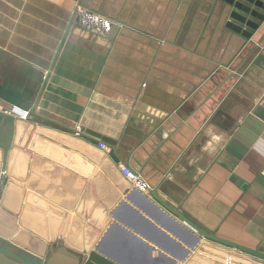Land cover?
I'll list each match as a JSON object with an SVG mask.
<instances>
[{
    "label": "crops",
    "instance_id": "1",
    "mask_svg": "<svg viewBox=\"0 0 264 264\" xmlns=\"http://www.w3.org/2000/svg\"><path fill=\"white\" fill-rule=\"evenodd\" d=\"M76 5L111 19V33L83 31ZM230 11L223 0H0V105L28 112L0 228L38 244L97 238L118 264H212L193 256L201 248L237 259L131 188L122 165L206 232L264 252V21L247 39L227 27Z\"/></svg>",
    "mask_w": 264,
    "mask_h": 264
},
{
    "label": "water",
    "instance_id": "2",
    "mask_svg": "<svg viewBox=\"0 0 264 264\" xmlns=\"http://www.w3.org/2000/svg\"><path fill=\"white\" fill-rule=\"evenodd\" d=\"M223 1L231 9L229 18L232 21L228 23L227 27L250 39L252 31L257 30L259 23L264 21V0ZM260 49H263V46ZM255 62L264 64V56L262 54L258 55ZM32 112L30 111L29 114ZM20 120L22 119L15 115L0 112V191L7 186V165L14 147L17 122ZM73 132L80 135L76 131ZM98 144L103 143L98 142ZM103 145L106 146L105 144ZM231 180L240 187H244L243 183L236 179L235 176H232ZM127 183L133 188L128 181ZM149 194L167 214L172 216L173 219L175 218L174 220L179 226L192 233L196 241L203 239L208 245L228 250L252 262L264 264V252H261L258 248H249L210 234L186 218L178 210L170 207L158 196L155 190H149ZM20 232L26 231L19 228H8L6 233L0 231V264H118L98 253L95 249L98 239L87 247L83 245L76 246V244L66 239L67 236L60 234L54 239L42 241L41 245L36 242V247L35 242L21 241ZM33 244L34 246H32Z\"/></svg>",
    "mask_w": 264,
    "mask_h": 264
},
{
    "label": "built area",
    "instance_id": "3",
    "mask_svg": "<svg viewBox=\"0 0 264 264\" xmlns=\"http://www.w3.org/2000/svg\"><path fill=\"white\" fill-rule=\"evenodd\" d=\"M75 19L80 26V28L87 32L92 34L93 36H96L98 38H104L107 37L113 27H114V22L109 19L108 17H105L103 15H100L88 8H85L81 5H76L75 8ZM16 106H12L10 108H4L2 105H0V112L6 113V114H12L18 117L19 119L26 120L28 116V112L23 111L25 113L24 116H21L16 113ZM77 133H79L80 129H77ZM98 146L101 149H104L105 146L103 144H98ZM120 172L123 175V177L132 185V187L143 194H148L149 193V186L141 179L139 175L131 171L128 167L126 166H119ZM203 240V239H202ZM204 245H208L207 243L204 242ZM199 249V248H198ZM236 255V254H233ZM193 256L202 259L203 261L210 262L212 264H243V261H247L245 264H259L252 262L251 260H248L244 257H241L239 255H236L237 259L235 261L231 257L223 258V257H217L218 255H215L213 253H207L205 250L199 249L194 251ZM186 264H191L190 259L188 263Z\"/></svg>",
    "mask_w": 264,
    "mask_h": 264
},
{
    "label": "bare ground",
    "instance_id": "4",
    "mask_svg": "<svg viewBox=\"0 0 264 264\" xmlns=\"http://www.w3.org/2000/svg\"><path fill=\"white\" fill-rule=\"evenodd\" d=\"M16 113L19 114V115H21V116H24L25 115V113L21 109H19V108H16ZM68 237L69 236L66 237L67 240H68ZM70 240L73 242V244H76V246L83 245V246L87 247L90 244V243H86L87 239H80V238L75 237V236L72 237V238H70ZM70 240H68V241H70ZM34 244L37 247V244L36 243H34ZM34 244L32 246H34Z\"/></svg>",
    "mask_w": 264,
    "mask_h": 264
},
{
    "label": "rangeland",
    "instance_id": "5",
    "mask_svg": "<svg viewBox=\"0 0 264 264\" xmlns=\"http://www.w3.org/2000/svg\"><path fill=\"white\" fill-rule=\"evenodd\" d=\"M0 231H2V232H4V233H6L7 232V230L6 231H4L2 228H0ZM71 233V232H70ZM66 234H68L69 235V237H73L74 235L71 233V234H69L68 232L66 233ZM97 239V238H96ZM94 240V239H93ZM93 240H88V241H86V243H92L93 242ZM24 242H25V240H23ZM31 242V241H30ZM29 242V243H30ZM28 243V244H29ZM190 253V252H189ZM191 255H192V253L191 254H189L188 255V257L187 258H191ZM158 260V259H157ZM147 261H149V264H152V263H150V262H152L153 261V259L152 258H150V259H148ZM165 261V260H164ZM176 261V260H175ZM184 262L185 261H183L182 263H180V264H184ZM173 264H179V261L178 262H173Z\"/></svg>",
    "mask_w": 264,
    "mask_h": 264
}]
</instances>
